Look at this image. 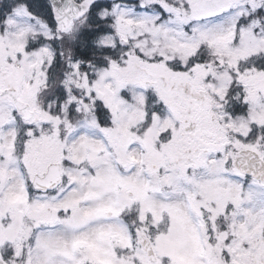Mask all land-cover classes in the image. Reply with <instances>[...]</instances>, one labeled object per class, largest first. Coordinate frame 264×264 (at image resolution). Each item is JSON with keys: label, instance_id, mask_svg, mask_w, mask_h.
<instances>
[{"label": "snow or ice", "instance_id": "snow-or-ice-1", "mask_svg": "<svg viewBox=\"0 0 264 264\" xmlns=\"http://www.w3.org/2000/svg\"><path fill=\"white\" fill-rule=\"evenodd\" d=\"M0 264H264V0H0Z\"/></svg>", "mask_w": 264, "mask_h": 264}]
</instances>
